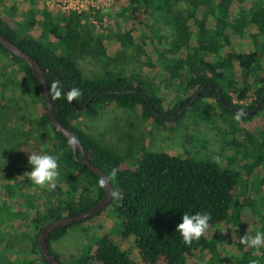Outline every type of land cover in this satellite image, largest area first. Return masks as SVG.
<instances>
[{"label":"trees","instance_id":"trees-1","mask_svg":"<svg viewBox=\"0 0 264 264\" xmlns=\"http://www.w3.org/2000/svg\"><path fill=\"white\" fill-rule=\"evenodd\" d=\"M41 1L0 0V33L46 70L56 120L77 137L113 189L97 215L47 235L50 253L59 260L50 243L112 206L120 240H133L141 264H193L189 259L196 252L208 256L207 264H264V245L241 243L244 234L264 231V0H114L108 11L115 29L105 34L91 24L99 13L40 10ZM18 3L27 4L21 22ZM127 56L152 75L110 68ZM86 59L101 63L102 71L85 75L79 62ZM73 89L80 94L70 96ZM172 90L173 100L166 102ZM108 104L136 112L157 129L172 124L176 129L186 116L194 117L196 127L219 121L225 126L217 128L219 153L197 160L142 148L129 164L77 127L81 116L95 118ZM29 146L58 158L55 187L37 186L24 175L30 171ZM0 183V226L17 221L30 238L21 264H50L37 245L44 225L86 211L105 191L52 127L31 68L1 44ZM82 183L92 195L83 192ZM184 212L211 217L210 228L190 243L176 231ZM87 251L71 256V264H134L106 234ZM0 264L17 260L1 254Z\"/></svg>","mask_w":264,"mask_h":264},{"label":"rangeland","instance_id":"rangeland-1","mask_svg":"<svg viewBox=\"0 0 264 264\" xmlns=\"http://www.w3.org/2000/svg\"><path fill=\"white\" fill-rule=\"evenodd\" d=\"M26 7V3L17 4V22L22 21V13ZM38 9L44 10L41 4L38 5ZM92 21L91 24L99 34H105L115 29L111 11L107 10L100 13V20L93 18ZM127 54H130L128 50ZM79 64L83 73L87 76L102 71V64L93 59L80 61ZM110 68L134 71L149 77L152 75L149 69L134 62L130 56H127L124 61L122 59L118 60L116 67L111 66ZM9 95L10 92L7 91L5 97ZM173 96L172 90L168 94L166 102L171 103ZM261 118L264 123V114H261ZM183 120V123L178 125L179 127L176 129H173V124L157 129L141 121L136 112L117 108L114 104H108L95 118L81 116L77 127L117 151L121 157H125L126 162L129 164H132L134 158L139 156L142 148L147 151L164 152L170 156H187L197 160L208 159L213 157L214 153H219L220 143L217 128H224L225 126L222 123L219 121L215 124L202 123L196 127L193 116H186ZM184 141L188 144H185ZM33 152H35L34 146H29L25 154L29 155ZM225 154L234 156L233 152ZM82 189L86 195H92L93 193V190L85 183H82ZM50 192L51 190H49ZM2 196L5 197V195ZM14 197H17V194L11 193L10 198ZM8 201H10L9 198ZM13 222L14 225L6 223L4 226H0V255H4L9 262H16L17 260V264H21L18 260L27 255L31 243L27 231L19 229L17 221ZM120 231V222L116 219L112 206H109L104 215L96 216L92 220L69 228L64 236L50 243V249L59 257L62 263L71 264V256L87 253V250L94 246L97 238L106 234L117 242L121 248L128 251L134 264H141L133 240L129 239L128 242H121ZM189 260L193 264H207L208 256L196 252Z\"/></svg>","mask_w":264,"mask_h":264},{"label":"water","instance_id":"water-1","mask_svg":"<svg viewBox=\"0 0 264 264\" xmlns=\"http://www.w3.org/2000/svg\"><path fill=\"white\" fill-rule=\"evenodd\" d=\"M0 44L1 46L6 49L10 54L14 55L15 57L21 59L24 61L30 68L33 73V75L38 79L39 85L42 89L43 96L45 99V103L47 105L48 110V117L50 120V123L52 127L62 134L66 139L70 142V148L73 153L74 159L83 165H85L90 171L96 173L99 178L103 181L105 186L104 195L101 199H99L95 204H93L89 209L86 211H83L77 215L64 217L52 222L47 223L44 225V227L41 229L38 237H37V245L40 254L42 257L49 262L50 264H64L60 260H58L54 255L50 253V250L48 248V245L46 243V237L47 235L60 227H65L68 225H71L73 223H77L81 220H85L87 218H90L94 215H97L102 209L106 208L109 201L111 200L113 196V189L110 180L106 177V175L97 167L92 165L89 160L86 158L85 153L83 151V148L81 146V143L77 139V137L70 132L67 128H65L59 121L56 120L53 108L50 102L49 94L47 91V87L45 85V81L43 79V72L44 70L37 61H35L29 54L19 49V47L11 41L9 38H6L0 33ZM72 104L74 105L73 101ZM86 106V105H85ZM258 109V107H256ZM253 111L252 113H254ZM240 113V112H238ZM77 153H80V157L76 158Z\"/></svg>","mask_w":264,"mask_h":264},{"label":"clouds","instance_id":"clouds-1","mask_svg":"<svg viewBox=\"0 0 264 264\" xmlns=\"http://www.w3.org/2000/svg\"><path fill=\"white\" fill-rule=\"evenodd\" d=\"M79 94L78 89H73L69 93L72 97ZM28 165L30 171L24 175L33 184L41 187H55L59 176L58 158L55 155L33 152L28 155ZM210 219L211 217L207 212H195L194 214L184 212L180 223L176 226V231L179 232L185 243H190L199 239L210 228ZM241 243L251 248H260L264 245V231H256L252 236L244 234L241 237Z\"/></svg>","mask_w":264,"mask_h":264},{"label":"built area","instance_id":"built-area-1","mask_svg":"<svg viewBox=\"0 0 264 264\" xmlns=\"http://www.w3.org/2000/svg\"><path fill=\"white\" fill-rule=\"evenodd\" d=\"M113 2L114 0H42L40 4L46 11L94 15L109 10Z\"/></svg>","mask_w":264,"mask_h":264}]
</instances>
